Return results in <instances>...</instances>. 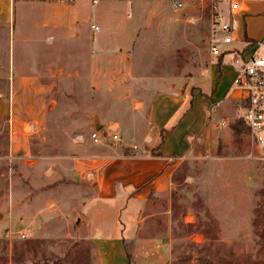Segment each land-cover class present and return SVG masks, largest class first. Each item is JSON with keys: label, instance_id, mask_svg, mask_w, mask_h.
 Masks as SVG:
<instances>
[{"label": "rangeland", "instance_id": "obj_1", "mask_svg": "<svg viewBox=\"0 0 264 264\" xmlns=\"http://www.w3.org/2000/svg\"><path fill=\"white\" fill-rule=\"evenodd\" d=\"M34 2L19 1L16 28L0 29V264H97L93 244L74 231L77 213L62 220L50 202L69 211L81 189L69 181L76 163L77 173L93 180L88 164L103 148L89 138L96 121L104 124V144L133 155L157 147L140 136L151 117L158 119L149 110L174 86L177 94L189 93L209 65L217 0H185L182 9L173 0H79L80 19L73 39L67 36L73 65L66 71L55 54L61 32L43 27L50 12ZM221 4L229 10L228 0ZM101 11L120 21H99ZM113 23L115 33L107 30ZM40 52L56 71L29 80L31 73L42 75ZM20 59L29 73L13 70ZM180 118L179 111L170 125ZM238 120L208 125L187 158L175 160L171 185L155 203L149 220L164 222L157 231L173 224L182 238L177 255L191 258L179 264H264V160ZM115 123L119 139L109 136ZM81 135L84 146L77 143Z\"/></svg>", "mask_w": 264, "mask_h": 264}, {"label": "crops", "instance_id": "obj_2", "mask_svg": "<svg viewBox=\"0 0 264 264\" xmlns=\"http://www.w3.org/2000/svg\"><path fill=\"white\" fill-rule=\"evenodd\" d=\"M19 1H35L39 7H44L50 12L42 20L43 27L61 32V41L59 46L55 47L58 48L55 54L60 56V64L65 67V71L66 68H71L73 63L68 62V59L73 58V49L68 57L67 36H74L73 26L75 21L80 19V14L74 11V5L83 8L79 0H0V29L9 31L16 28V4ZM221 2L222 0L216 2L218 12H229L230 8L228 10ZM241 2L242 11L236 16L239 29L235 33L234 41L227 45L221 44V56H213L211 53L209 65L196 78L197 82L191 86L189 93L185 88H181L177 94L178 86H174L163 94L158 107L152 106L149 110L150 116L156 115L158 119L155 122L151 117L150 126L145 127L140 136L151 141L149 147H159L161 155H133L118 146L104 144V124L98 120L102 125L98 131L101 143L95 144L90 138L92 131L96 130L97 121L89 132L90 141L96 147L103 146L102 149L97 148L94 162L88 164L94 169L89 173L93 180H89L87 174L86 177L79 175V167L74 162L76 164L69 169V181L81 189H75L77 194L75 193L69 202V211L61 208V202H50V205L57 204L58 207L54 206L52 209L62 220L63 215H66V219L77 213L76 217L71 219L74 231L80 234L78 238L93 244L97 264H179L180 261L191 259L177 255L176 251L182 238L175 237L173 224L167 223L165 231H157L164 222L149 219L156 216L155 203L171 185L170 180L177 167L173 165L175 160L187 158L193 143L208 125L227 127L231 118L238 119L245 92L235 85L239 76L237 65L244 59L264 53V0ZM98 20L120 21L118 16L104 14L102 11L98 14ZM107 26L108 31H117L116 23ZM114 33L112 38H116ZM125 34L129 36L130 33L126 31ZM30 40L34 43L32 47L37 48L38 40ZM49 41L52 42L51 39ZM113 45L112 42L111 46ZM95 46L102 50L100 43L95 42ZM21 52L22 49H18V53ZM35 52L38 50L35 49ZM46 59L47 56L41 53L36 60V69L40 70L42 75L34 76L31 73L29 80L42 77L45 79V75L54 74L56 67L51 60L42 63ZM18 63V66H13V70L16 68L15 70L23 72L24 69V72L29 73L23 59ZM179 111L181 118L177 123L170 125L175 117L177 118ZM119 127L120 125L115 123L110 128L119 133ZM81 136L83 141L76 142L84 146L85 137ZM109 136L112 137V132ZM149 211L152 213L149 214ZM73 212L76 213L72 214ZM78 217L82 222L75 225L74 220ZM193 259L197 258L192 257Z\"/></svg>", "mask_w": 264, "mask_h": 264}, {"label": "built area", "instance_id": "obj_3", "mask_svg": "<svg viewBox=\"0 0 264 264\" xmlns=\"http://www.w3.org/2000/svg\"><path fill=\"white\" fill-rule=\"evenodd\" d=\"M92 1L97 4L99 0ZM173 1L177 9L183 8L185 0ZM230 2L227 20L224 21V15L217 12L212 21L210 48L213 56L222 55L221 44H231L239 29L236 16L242 11V2L241 0H230ZM92 29L100 30L97 25H92ZM237 66L239 76L235 85L245 92L243 102L239 107L238 119L246 124L252 140L260 152L261 159L264 160V53L244 59ZM111 132L113 139H119V133L116 130L112 129ZM90 138L95 144H100L102 141L96 130L92 131ZM77 141H83V137H79ZM26 236V233L21 234V238H26Z\"/></svg>", "mask_w": 264, "mask_h": 264}, {"label": "trees", "instance_id": "obj_4", "mask_svg": "<svg viewBox=\"0 0 264 264\" xmlns=\"http://www.w3.org/2000/svg\"><path fill=\"white\" fill-rule=\"evenodd\" d=\"M238 121H240V123L242 122L244 125H246L242 120H238ZM232 128L233 129H237V127H236L235 124L232 125ZM146 152L147 153H151L152 155H161L160 154V148L159 147H156L155 149H152V150L147 149Z\"/></svg>", "mask_w": 264, "mask_h": 264}, {"label": "water", "instance_id": "obj_5", "mask_svg": "<svg viewBox=\"0 0 264 264\" xmlns=\"http://www.w3.org/2000/svg\"><path fill=\"white\" fill-rule=\"evenodd\" d=\"M102 125L97 121L96 123V131H99L101 129ZM82 222V219L78 217L77 219L74 220L75 225H79Z\"/></svg>", "mask_w": 264, "mask_h": 264}]
</instances>
